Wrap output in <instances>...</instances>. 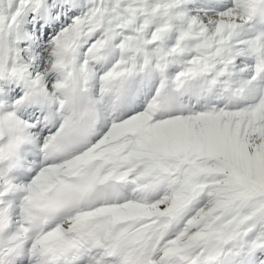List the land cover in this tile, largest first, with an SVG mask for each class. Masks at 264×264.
I'll use <instances>...</instances> for the list:
<instances>
[{"label": "snow or ice", "instance_id": "6c2138e0", "mask_svg": "<svg viewBox=\"0 0 264 264\" xmlns=\"http://www.w3.org/2000/svg\"><path fill=\"white\" fill-rule=\"evenodd\" d=\"M0 264H264V0H0Z\"/></svg>", "mask_w": 264, "mask_h": 264}]
</instances>
